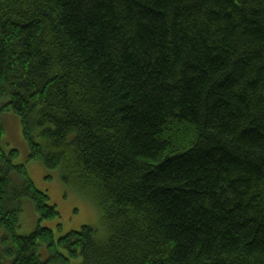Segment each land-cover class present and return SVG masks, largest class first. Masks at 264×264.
Returning a JSON list of instances; mask_svg holds the SVG:
<instances>
[{"label": "trees", "instance_id": "1", "mask_svg": "<svg viewBox=\"0 0 264 264\" xmlns=\"http://www.w3.org/2000/svg\"><path fill=\"white\" fill-rule=\"evenodd\" d=\"M0 264H264V0H0ZM100 229L58 216L17 150Z\"/></svg>", "mask_w": 264, "mask_h": 264}, {"label": "rangeland", "instance_id": "2", "mask_svg": "<svg viewBox=\"0 0 264 264\" xmlns=\"http://www.w3.org/2000/svg\"><path fill=\"white\" fill-rule=\"evenodd\" d=\"M5 102L6 98L0 97V108ZM1 119L4 126L2 138L4 150H17L14 164L26 167L34 187L46 194L48 204L54 205L59 213L58 216L39 221V215L31 200L25 199L16 233L29 235L40 225L53 231L54 238L58 239L85 225L100 229L102 227L100 210L87 197L82 196L74 186L66 185L58 168H47L41 160L30 159L19 117L12 112H3Z\"/></svg>", "mask_w": 264, "mask_h": 264}]
</instances>
